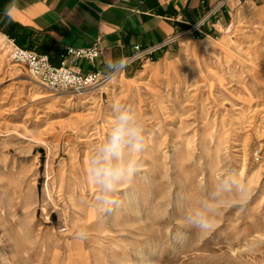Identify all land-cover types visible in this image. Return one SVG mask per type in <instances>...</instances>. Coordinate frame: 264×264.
Masks as SVG:
<instances>
[{"label": "rangeland", "instance_id": "rangeland-1", "mask_svg": "<svg viewBox=\"0 0 264 264\" xmlns=\"http://www.w3.org/2000/svg\"><path fill=\"white\" fill-rule=\"evenodd\" d=\"M233 9L84 97L39 84L0 34V264H264V0ZM116 104L149 140L102 213L89 161ZM226 172L244 177L246 202L225 199L210 232L189 228Z\"/></svg>", "mask_w": 264, "mask_h": 264}, {"label": "crops", "instance_id": "crops-1", "mask_svg": "<svg viewBox=\"0 0 264 264\" xmlns=\"http://www.w3.org/2000/svg\"><path fill=\"white\" fill-rule=\"evenodd\" d=\"M254 1L259 0H228L214 15L221 0H16L14 19L8 22L4 10L11 0H0V34L48 54L54 65L60 64L67 46L99 45L102 54L96 63L80 66L110 74L134 53V46L162 42L206 17L203 32H210L214 23L218 27L231 21L235 3ZM177 47L171 46L167 54Z\"/></svg>", "mask_w": 264, "mask_h": 264}, {"label": "clouds", "instance_id": "clouds-1", "mask_svg": "<svg viewBox=\"0 0 264 264\" xmlns=\"http://www.w3.org/2000/svg\"><path fill=\"white\" fill-rule=\"evenodd\" d=\"M16 0L5 8L4 16L12 22ZM113 120L109 133L94 149L89 161V177L98 186L95 195L96 206L102 213H108L118 206L115 194L122 184L131 183L143 168V156L148 147V136L143 122L133 109L116 104L113 106ZM249 188L236 172H226L220 176L207 199L196 208L189 209L184 217L185 224L198 232H210L221 215L220 205L225 199L246 202ZM87 232L80 230L76 238L86 239Z\"/></svg>", "mask_w": 264, "mask_h": 264}, {"label": "built area", "instance_id": "built-area-1", "mask_svg": "<svg viewBox=\"0 0 264 264\" xmlns=\"http://www.w3.org/2000/svg\"><path fill=\"white\" fill-rule=\"evenodd\" d=\"M227 2L228 0H221L218 6L212 10V13L214 15L217 14ZM207 20L208 17L191 26L192 28L201 27ZM231 26L232 23L228 25V31H230ZM185 33L186 31L181 32L147 47L134 46V53L125 58L119 70H123L136 60H151V55L154 52L169 47ZM5 40L7 47L10 49L11 59L18 64L24 65L35 81L55 93L84 97L92 94L102 84L107 82V75L100 70L84 71L80 66L81 62L96 63L102 54V49L99 45L89 47L67 46L60 54V64L54 65L48 54H41L22 47L17 44L15 39L9 36H5Z\"/></svg>", "mask_w": 264, "mask_h": 264}]
</instances>
